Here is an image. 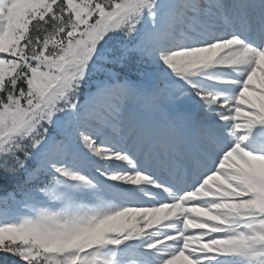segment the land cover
I'll use <instances>...</instances> for the list:
<instances>
[{
	"label": "snow or ice",
	"instance_id": "obj_1",
	"mask_svg": "<svg viewBox=\"0 0 264 264\" xmlns=\"http://www.w3.org/2000/svg\"><path fill=\"white\" fill-rule=\"evenodd\" d=\"M0 190V264H264V0H0Z\"/></svg>",
	"mask_w": 264,
	"mask_h": 264
},
{
	"label": "rangeland",
	"instance_id": "obj_2",
	"mask_svg": "<svg viewBox=\"0 0 264 264\" xmlns=\"http://www.w3.org/2000/svg\"><path fill=\"white\" fill-rule=\"evenodd\" d=\"M144 67H145V70H146V72H147V71H150V68H149V66H147V65H144Z\"/></svg>",
	"mask_w": 264,
	"mask_h": 264
}]
</instances>
